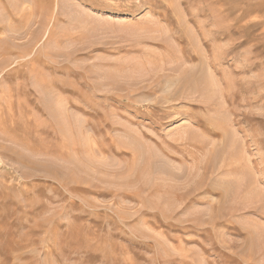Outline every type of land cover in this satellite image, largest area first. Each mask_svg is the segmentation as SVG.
I'll use <instances>...</instances> for the list:
<instances>
[{
    "label": "rangeland",
    "instance_id": "rangeland-1",
    "mask_svg": "<svg viewBox=\"0 0 264 264\" xmlns=\"http://www.w3.org/2000/svg\"><path fill=\"white\" fill-rule=\"evenodd\" d=\"M0 1V264H264V0Z\"/></svg>",
    "mask_w": 264,
    "mask_h": 264
},
{
    "label": "bare ground",
    "instance_id": "bare-ground-1",
    "mask_svg": "<svg viewBox=\"0 0 264 264\" xmlns=\"http://www.w3.org/2000/svg\"><path fill=\"white\" fill-rule=\"evenodd\" d=\"M20 1H21V0H20ZM24 1H25V0H24ZM173 1H174V0H173ZM0 2H2V1H0ZM20 4H21V3H20ZM22 4H23V3H22ZM26 4H27V3H26ZM33 6H34V5H33ZM151 7H152V6H151ZM11 8H12V7H11ZM8 9H9V8H8ZM32 9H33V7H32ZM25 10H26V8H25ZM174 10H175V9H174ZM9 11H10V10H9ZM11 11H13V10H11ZM27 11H28V10H27ZM32 11H33V10H32ZM35 11H36V10H35ZM18 12H20V11H18ZM21 12H22V11H21ZM23 12H24V11H23ZM33 12H34V11H33ZM173 12H174V11H173ZM174 13H175V12H174ZM25 14H26V13H25ZM175 15H176V14H175ZM9 16H11V15H9ZM14 16H15V15H14ZM16 16H17V15H16ZM23 16H24V15H23ZM0 17H1V15H0ZM2 19H3V18H2ZM6 20H7V19H6ZM2 23H3V21H2ZM23 23H24V22H23ZM7 24H8V23H7ZM23 26H24V25H23ZM181 28H182V27H181ZM8 34H9V33H8ZM20 36H21V35H20ZM195 47H196V46H195ZM198 48H199V47H198ZM180 52H181V51H180ZM198 52H199V51H198ZM200 52H201V51H200ZM199 54H200V53H199ZM201 55H202V54H201ZM27 56H28V55H27ZM30 57H31V56H30ZM204 59H205V58H204ZM204 59H203V60H204ZM214 59H215V58H214ZM182 60H183V59H182ZM203 60H202V62H204ZM207 60H208V59H207ZM199 61H200V60H199ZM17 62H18V61H17ZM179 62H182V61H179ZM205 62H206V61H205ZM31 63H32V62H31ZM183 63H184V62H183ZM192 63H193V62H192ZM177 64H179V63H177ZM205 64H206V63H205ZM208 64H209V62H208ZM180 65H181V64H180ZM206 66H207V65H206ZM177 67H178V66H177ZM208 67H209V66H208ZM217 67H218V66H217ZM203 68H204V67H203ZM17 69H18V68H17ZM204 69H205V68H204ZM206 69H207V68H206ZM11 70H12V69H11ZM14 70H15V68H14ZM17 71H18V70H17ZM200 71H201V70H200ZM15 72H16V71H15ZM190 72H193V71H190ZM201 72H202V71H201ZM12 73H13V72H12ZM194 73H195V72H194ZM194 73H193V74H194ZM190 74H191V73H190ZM190 74H189V76H190ZM200 74H201V73H200ZM203 75H204V74H203ZM177 76H178V75H177ZM184 76H185V75H184ZM207 76H208V74H207ZM199 77H200V76H199ZM204 77H205V76H204ZM209 77H210V76H209ZM193 78H194V77H193ZM193 78H190V77H187V76H186V77H181V79H179V80H181V81L178 83V85H177L176 83H174V84L171 83V84H167L168 86H166V85H165V86L168 87V89L170 88L169 90L172 91L171 88H174V87H175V89L177 90V88L180 87V83H183V86H181L182 89H184L186 86H188V87H192V85H193V87L195 86L193 89H196V88L201 87V86L203 85V84H202L203 82H201V81H202V79H201L202 77L200 78L201 80H200V79H197L198 77H197V78L195 77L196 80L193 79ZM206 79H207V77H206ZM199 80H200V81H199ZM209 80H210V78H209ZM170 81L172 82V80H170ZM205 81H206V80H205ZM176 82H177V81H176ZM209 82H210V81H209ZM191 83H192V84H191ZM157 84H158V83H157ZM157 84H156V85H157ZM207 84H208V83H207ZM207 84H206V85H207ZM210 84H211V83H210ZM216 84H217V83H216ZM216 84H215V85H216ZM181 85H182V84H181ZM211 86H212V85H211ZM17 87H18V86H17ZM17 87H16V88H17ZM19 87H20V86H19ZM188 87H186V88H188ZM206 87H207V86H206ZM208 87H209V86H208ZM203 88H204V87H203ZM211 88H212V87H211ZM217 88H218V87H217ZM18 89H20V88H18ZM168 89H167V90H168ZM178 89H179V88H178ZM188 89H189V88H188ZM188 89H186V90H188ZM190 89L192 90V88H190ZM199 89H200V88H199ZM205 89H206V88H205ZM208 89H209V88H208ZM213 89H214V88H213ZM158 90H159V89H158ZM165 90H166V88H165ZM193 91H194V90H193ZM163 92H164V91H163ZM195 92H196V90H195ZM206 92H207V91H206ZM228 92H229V91H228ZM193 93H194V92H193ZM202 93H203V92H202ZM221 93H222V92H221ZM221 93H220V94H221ZM225 93H226V92H225ZM4 94H5V93H4ZM210 94H211V93H210ZM213 94H214V93H213ZM220 94H219V95H220ZM154 95H155V94H154ZM221 95H223V94H221ZM228 95H229V94H228ZM166 97H167V96H166ZM217 97H218V96H217ZM223 97H224V96H223ZM193 100H194V99H193ZM197 100H198V99H197ZM188 101H189V100H188ZM8 102H9V101H8ZM190 102H191V101H190ZM10 104H11V103H10ZM218 104H219V103H218ZM171 105H172V104H171ZM203 105H204V104H203ZM219 105H220V104H219ZM8 106H9V105H8ZM159 106H160V105H159ZM173 106H174V105H173ZM212 107H214V106H212ZM11 108H12V107H11ZM217 108H218V107H217ZM166 109H167V108H166ZM179 109H180V107H179ZM213 109H214V108H213ZM177 110H178V109H177ZM169 113H170V112H169ZM201 113H202V112H201ZM197 114H198V113H197ZM202 115H203V114H202ZM208 116H209V115H208ZM208 116H206V117H208ZM214 116H215V115H214ZM0 118H1V117H0ZM204 118H205V117H204ZM166 119H167V118H166ZM214 119L216 120V118H214ZM218 119H219V118H218ZM216 121H218V120H216ZM219 122H220V121H219ZM215 124H216V123H215ZM212 126H213V125H212ZM215 127H216V125H215ZM189 129H190V128H189ZM217 129H218V128H217ZM224 129H225V128H224ZM190 130H191V129H190ZM218 130H219V129H218ZM223 132H224V131H223ZM192 133H193V132H192ZM190 134H191V133H190ZM188 135H189V134H188ZM228 135H229V134H228ZM181 136H182V135H181ZM181 136H180V137H181ZM194 136H195V135H193L192 137H194ZM183 137H184V135H183ZM189 137H191V135H189ZM194 138H195V137H194ZM196 138H198V137H196ZM224 138H225V137H224ZM224 138H223V139H224ZM179 140H180V138H179ZM185 140H186V139H185ZM185 140H184V141H185ZM187 140H190V139L187 138ZM190 141H191V140H190ZM224 143H225V142H224ZM204 144H205V143H204ZM187 145H188V144H187ZM226 146H227V144H226ZM184 147H185V146H184ZM190 147H191V146H190ZM227 147H228V146H227ZM225 148H226V147H225ZM170 149H172V148H170ZM234 149H235V148H234ZM232 150H233V149H232ZM173 151H174V150H173ZM175 152H176V151H175ZM198 152H200V151H198ZM235 152H236V151H235ZM184 153H185V152H184ZM189 153H190V152H189ZM174 155H175V154H174ZM177 155H178V154H177ZM194 155H195V154H194ZM194 155H193V156H194ZM196 155H197V154H196ZM232 155H233V154H232ZM185 157H186V156H185ZM185 157H184V158H185ZM198 157H199V156H198ZM196 158H197V157H196ZM183 161H184V160H183ZM152 163H153V162H152ZM150 164H151V163H150ZM162 164H163V163H162ZM164 164H165V163H164ZM195 165H196V164H195ZM154 168H155V167H154ZM223 169H224V168H223ZM215 170H216V169H215ZM220 170H221V169H220ZM239 170H240V169H239ZM169 171H170V170H169ZM171 171H172V170H171ZM198 171H199V170H198ZM237 171H238V170H237ZM242 171H244V170H242ZM247 171H248V168H247ZM239 172H240V171H239ZM243 173H244V172H243ZM237 174H238V173H237ZM248 174H249V173H248ZM171 175H172V174H171ZM173 175H174V174H173ZM173 175H172V176H173ZM183 175H184V174H183ZM245 175H247V174H245ZM168 176H169V174H168ZM211 177H212V176H211ZM248 177H249V176H248ZM248 177H247V178H248ZM173 178H174V177H173ZM176 178H177V177H176ZM250 178H251V176H250ZM193 180H194V179H193ZM242 181H243V180H242ZM244 181H245V180H244ZM246 181H247V180H246ZM186 183H187V182H186ZM237 183H238V182H237ZM240 183H241V182H240ZM238 184H239V183H238ZM244 184H245V183H244ZM225 185H226V184H225ZM225 185H224V186H225ZM235 185H237V184L235 183ZM207 186H208V185H207ZM226 186H227V185H226ZM250 186H251V185H250ZM248 187H249V186H248ZM252 187H253V186H252ZM252 187H251V188H252ZM251 188H250V190H251ZM195 189H196V188H195ZM238 190H239V189H238ZM248 190H249V189H248ZM252 190H253V189H252ZM235 191H236V190H235ZM231 193H232V192H231ZM250 193H251V192H250ZM228 194H229V193H228ZM235 194H236V193H235ZM248 194H249V193H248ZM224 196H225V195H224ZM230 196H231V195H230ZM263 207H264V206H263ZM260 211H261V210H260ZM240 231H241V230H240ZM249 232H250V231H249ZM228 233H229V232H228ZM247 233H248V232H247ZM260 233H261V232H260ZM263 233H264V232H263ZM253 234H254V233H253ZM223 235H224V234H223ZM255 235H256V234H255ZM261 235H262V233H261ZM259 237H260V236H259ZM253 239H254V238H253ZM261 239H262V238H261ZM256 240H257V239H256ZM231 241H233V240H231ZM259 241H260V240H259ZM253 244H254V243H253ZM217 245H218V244H217ZM210 247H211V246H210ZM254 249H255V248H254ZM212 250H213V249H212ZM256 252H257V251H256ZM258 252H259V251H258ZM239 253H240V252H239ZM259 254H260V253H259ZM239 255H240V254H239ZM225 259H226V258H225ZM208 260H209V259H208ZM211 260H212V259H211ZM212 261H213V260H212ZM248 263H249V262H248ZM258 263H259V262H258ZM259 264H260V263H259ZM261 264H262V263H261Z\"/></svg>",
    "mask_w": 264,
    "mask_h": 264
}]
</instances>
